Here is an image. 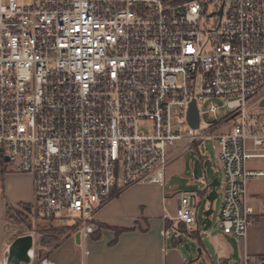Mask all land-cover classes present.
Returning a JSON list of instances; mask_svg holds the SVG:
<instances>
[{"label":"built area","instance_id":"obj_1","mask_svg":"<svg viewBox=\"0 0 264 264\" xmlns=\"http://www.w3.org/2000/svg\"><path fill=\"white\" fill-rule=\"evenodd\" d=\"M262 98L264 0H0L3 162L31 177L34 217L77 215L80 238L122 191L163 186L176 143H185L181 152L213 140L217 227L244 239L253 212L246 183L264 179V168L247 167L264 163ZM191 103L196 129L187 123ZM194 204L181 195L172 217L190 232ZM27 255L18 264H55L34 259L33 247Z\"/></svg>","mask_w":264,"mask_h":264},{"label":"crops","instance_id":"obj_2","mask_svg":"<svg viewBox=\"0 0 264 264\" xmlns=\"http://www.w3.org/2000/svg\"><path fill=\"white\" fill-rule=\"evenodd\" d=\"M263 102L264 98L260 101V106L264 108ZM205 162L203 161L202 166ZM247 167L250 170L263 169L264 163L260 160H251L248 162ZM220 185L221 183H219ZM145 186L136 185L122 191L115 199L96 212L94 223L106 227L112 225L103 222L99 214L112 203L121 201L129 215L124 218L122 224L124 231L105 250L104 263L102 264H185L184 251L190 254L192 252L196 253V256L192 257L189 262L194 264H213V260L220 262V264H243L245 260L252 261L255 264H264V179L249 180L246 183V196L253 212L250 216L251 224L247 228L245 238L242 240L224 235L217 228L210 230L213 201L209 203L207 209H211V214L208 217L211 222L209 230L204 231V225L202 224L201 231L196 232L193 229L190 232L185 225L172 219L175 212L172 215L167 211L166 205L168 202L163 186L149 185L150 189ZM138 187L144 188L138 191L136 189ZM204 194L201 196H204ZM179 198L175 199L177 201L176 209L179 207ZM173 199L171 197L168 201ZM32 201L31 177L12 173L5 163L1 164L0 260L10 244L16 239H8L6 236L5 211L8 208L29 207ZM218 214L219 212L216 221ZM91 237L93 239L97 238L95 234H90L84 238L79 237V242L76 243L74 235L69 237L54 251L53 262L55 264H79L74 247H80L85 240H90ZM91 245L94 246L96 251L93 256L83 252L80 257L87 264H101L99 262L101 257L97 254V250L100 248L94 243H91Z\"/></svg>","mask_w":264,"mask_h":264},{"label":"rangeland","instance_id":"obj_3","mask_svg":"<svg viewBox=\"0 0 264 264\" xmlns=\"http://www.w3.org/2000/svg\"><path fill=\"white\" fill-rule=\"evenodd\" d=\"M215 101L221 105L223 100L215 99ZM208 102L204 101L199 104L201 110H204L206 104ZM264 104V102H263ZM178 108L172 109V124L176 123ZM226 113L225 110H221V116ZM203 119L206 117L203 115ZM228 125H232V123H228ZM227 131L226 127H222L218 133H224ZM185 143L179 142L176 143L175 147L171 150L169 155L176 154L166 165L165 173H164V183H163V191L165 193V197L167 198V211L170 214H174L175 209L177 207V201L175 199L180 197L183 194H189L193 197L194 200V210L196 212L195 215V223L193 226L194 231H201L203 226L202 222L204 220V212L209 207V201H207L206 196L208 194V185L214 179L217 180L218 183H222V172L217 160V143L213 140L204 141L196 146L188 148L184 151H179ZM202 161H207V166L203 167L202 162L197 165L198 171V179L195 180L193 178V164L197 159H201ZM3 160L0 159V169L1 164H3ZM121 183L118 182L117 188L120 189ZM150 189L149 185L145 186ZM144 187H138L136 189L141 190ZM222 186H217L215 188V192L217 197L212 202L213 214L211 215L212 225L211 229H219L217 227L216 216L219 212L222 194H221ZM207 192V193H206ZM203 193L204 196H201ZM173 197L172 201H168ZM123 201V200H122ZM129 216L128 212L124 208V204L120 201L112 203L108 208L104 209L100 214L101 220L106 224L112 225L111 227L101 229L97 238L90 240H85L80 247L74 249L76 250L75 256L79 259V264H87L86 261L80 257L83 252H87L88 254H93L96 252L94 246L91 243L98 245L100 248L97 250V254L100 255L101 260L99 261L101 264L104 263V252L105 250L114 243L117 238L116 229H122V224L124 223V218ZM78 219L77 215L68 214L63 222L53 223L59 227H73L76 224V220ZM48 223L40 219L39 217H34L29 208L18 207L12 209L5 215V233L8 239L10 238H18L23 236H31L32 237V247L34 250V259L40 260L43 258L52 260V256L54 254L53 246L49 247H41L39 245V241L42 237L46 236L45 229ZM99 225V224H98ZM98 229H95L97 232ZM209 230V229H208ZM99 231V230H98ZM74 230L71 229L69 232V236L72 237ZM185 255V264H194L189 263L192 257L196 256L195 252L191 254L187 251H184ZM79 256V257H78ZM213 264H220V262L213 260Z\"/></svg>","mask_w":264,"mask_h":264},{"label":"water","instance_id":"obj_4","mask_svg":"<svg viewBox=\"0 0 264 264\" xmlns=\"http://www.w3.org/2000/svg\"><path fill=\"white\" fill-rule=\"evenodd\" d=\"M187 123L190 128L196 129L198 126V112L195 103H191L187 110ZM6 161V159H4ZM197 161L193 164V178L195 180L198 179V171H197ZM207 166V161L204 163L203 167ZM219 186V183L216 179H214L211 183H209L208 188L210 191L208 192L206 199L211 203L216 197L217 194L215 192V188ZM211 214V209L207 210L204 213V231L210 227L211 222L208 220L209 215ZM74 239L76 243L79 242V234L76 233L74 235ZM32 247V237L31 236H23L16 238L8 247V259L7 264H18L19 262H28L27 252ZM199 255V251H198ZM198 259V258H197ZM196 259V260H197Z\"/></svg>","mask_w":264,"mask_h":264},{"label":"trees","instance_id":"obj_5","mask_svg":"<svg viewBox=\"0 0 264 264\" xmlns=\"http://www.w3.org/2000/svg\"><path fill=\"white\" fill-rule=\"evenodd\" d=\"M203 163V161H202ZM204 194V193H203ZM202 194V195H203ZM24 208H29L27 206H23ZM12 209L8 208L5 211V215H7V213L9 211H11ZM93 225H95L97 227V232L96 233H92V235H96V237H98L99 232L101 229H105L108 228L104 225H98L97 223H94V221L91 223ZM72 227H59L54 225L53 223H48L46 229H45V237H42L39 241V245L41 247H49V246H53V250L57 249L66 239H68L69 236V232L71 231ZM123 229H116V235L120 234L121 232H123Z\"/></svg>","mask_w":264,"mask_h":264},{"label":"flooded vegetation","instance_id":"obj_6","mask_svg":"<svg viewBox=\"0 0 264 264\" xmlns=\"http://www.w3.org/2000/svg\"><path fill=\"white\" fill-rule=\"evenodd\" d=\"M0 159L3 160V157H2V155H1V153H0ZM196 161L198 162V163H197V165H198V164L200 163V159H197Z\"/></svg>","mask_w":264,"mask_h":264}]
</instances>
